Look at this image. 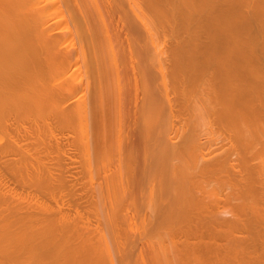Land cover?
I'll return each mask as SVG.
<instances>
[{
	"label": "bare ground",
	"instance_id": "6f19581e",
	"mask_svg": "<svg viewBox=\"0 0 264 264\" xmlns=\"http://www.w3.org/2000/svg\"><path fill=\"white\" fill-rule=\"evenodd\" d=\"M103 1L0 0V264H132L123 224L139 219L174 228L149 243L153 264H264V0ZM106 8L126 24L130 74ZM145 174L161 187L135 208Z\"/></svg>",
	"mask_w": 264,
	"mask_h": 264
},
{
	"label": "rangeland",
	"instance_id": "374dc122",
	"mask_svg": "<svg viewBox=\"0 0 264 264\" xmlns=\"http://www.w3.org/2000/svg\"><path fill=\"white\" fill-rule=\"evenodd\" d=\"M105 2H107V1L105 0V1H103L102 3L106 4ZM104 4H103V6H104ZM107 4H108V3H107ZM108 5H109V4H108ZM106 6H107V5H106ZM106 6H105V7H106ZM107 8H108V6H107ZM107 8H106V9H107ZM109 9L111 10L110 7H109ZM109 9H107V13L109 12V11H108ZM112 9H113V8H112ZM113 10H114V9H113ZM113 10H112V11H113ZM112 11H111L112 15H111L110 13H108V14H110V17L114 16L113 19H111V18H109V17L107 18L108 20L110 19V20H109V23H110L109 26H110V27L107 25V28H108V30H109V28L112 27L111 30H113V33H112L111 31H110V32L108 31V32H109V36H110V39H111V35H115V36L117 35V37H116L117 39L113 37V41H112V42L114 43V45H115V42H116V41H117L116 44H118V42H119V44H118V49H117L116 47H113V48H114L115 50L117 49V50H116V53H117L118 55L120 54L119 56L122 58V61H123L124 63H122L121 60L119 61L120 58H119V59L116 58V60L118 59V62L121 63V64H125V63H126V66L124 65V69H125V67H126V70H127L128 74H130L131 71H130L129 68H127V67H128L127 64L129 63V61H127V60H130L129 58L131 57V55H129V54H128L129 56L127 55V53L130 52V48H129V52H125V51H127V50L124 49L123 46L126 47V48H128L129 46H125V44H126L125 42H126V41L124 42V44H122V43H123V40H122V39H124V38H123V35L125 34V31L127 32V30H126L127 27H126V24L124 25V22L122 21L120 15H119L120 13L118 14V12H117L116 15H118V16H116V15H115V12L113 11V12H114V15H113V12H112ZM116 11H117V9H116ZM115 18H116V19H115ZM108 20H107V21H108ZM109 23H108V24H109ZM114 32H115V33H114ZM111 33H112V34H111ZM124 37H125V40H126V34L124 35ZM114 39H116L115 42H114ZM111 40H112V39H111ZM121 42H122V43H121ZM114 45H113V46H114ZM120 45H121L122 47H121ZM116 46H117V45H116ZM114 49H113V50H114ZM123 49H124V50H123ZM115 50H114V51H115ZM114 51H113V52H114ZM117 51H119L120 53H118ZM123 52H124V53H123ZM114 53H115V52H114ZM116 53H115L114 55H116ZM123 54H124V55H123ZM117 57H118V56H117ZM123 57H124L125 59H124ZM131 58H132V57H131ZM127 62H128V63H127ZM128 65H129V64H128ZM81 68H82V67H81ZM124 69H123V70H124ZM128 69H129V70H128ZM81 71H82V69H81ZM81 71H80V77H81V75H83V74H82L83 71H82V72H81ZM125 72H126V71H125ZM127 72H126V73H127ZM84 75H85V74H84ZM84 75H83V77H85ZM83 77H81V79H82V80H85V79H83ZM124 77L126 78L127 75H126V76L124 75ZM85 78H86V77H85ZM111 78H113V77H110V79H111ZM125 78H124V80L126 81ZM128 80H129V79H128ZM128 80H127V82H128ZM83 82H84V81H83ZM85 82H86V80H85ZM127 82H126V83H127ZM130 82L133 83L132 80H129V83H130ZM111 83H112V84H111ZM113 83H114V82H110V80H109V85H110L109 88L113 89V87H112V86L114 85ZM126 83H125V84H126ZM131 83H130V85H131ZM139 83H140V82H138V85H139ZM111 85H112V86H111ZM132 85H133V86H132ZM132 85L130 86L131 90H128V91H125V90L127 89L128 83H127L126 85H124L125 87L123 88V89H124L123 92H124V91H125V92H124L123 97H125V95H126L127 92H128L127 95L129 94V96L127 97V95H126V97H125L124 99H128L129 97H130V99H131V97L135 95L134 93H137V92H136V88H135V86H134V83H133ZM128 87H129V86H128ZM138 87H140V89H139ZM141 87H142V85L137 86V91H138V94H140V95H141V92H140V91H141V89H142ZM114 88H115V86H114ZM125 88H126V89H125ZM130 88H128V89H130ZM132 88H133V89H132ZM111 89H109V90H111ZM134 89H135V90H134ZM138 89H139L140 91H139ZM113 90H114V91L110 92L111 95H112L113 92H115V89H113ZM129 91H131V95H130ZM132 91H133V92H132ZM134 91H135V92H134ZM113 94H114V93H113ZM115 94H116V93H115ZM115 94H114L113 96H115ZM132 94H133V95H132ZM111 95L108 97V100H111V99H112L113 96H111ZM140 95H138V98H140V97H139ZM135 96L137 97V94H136ZM135 96H134V102H132L133 99L130 100V103L128 102L129 99H128V101H127V100H126V101L123 100V104L126 102V103H125V105H126L125 108L128 109L129 106L131 107L132 105L135 104ZM110 97H111V99H110ZM113 98H114V97H113ZM115 98H116V97H115ZM115 98H114V99H115ZM138 98H137V100H139ZM114 101H115V100H114ZM112 102H113V99L111 100V102H109V104H111ZM131 102L134 103V104H132ZM116 104H117V103H112L113 106H116ZM112 105H111L110 107H112ZM123 106H124V105H123ZM134 106H135V105H134ZM130 107H129V110L131 109ZM112 108L114 109L115 107H112ZM112 108H111L112 113H114V111H113ZM125 108H124V112L126 113V111H129V110H127V109L125 110ZM134 112H135V107H134V108L132 107V109L129 111V114H128V112H127V114L130 116V114H133ZM112 113H111V114H112ZM128 115L125 114V116H127V117L124 118V119L127 118V119H126V123H125V120H123V126H122V127H125V129L122 128V130L124 129L123 132L125 133V131H127V132H128V135H129V129L131 130V129L134 127L133 130H136V131H134L135 134L139 133L138 130L140 129V126H137V127H138L137 129H138V130L135 128V126H133V127L131 126L132 128H130L129 125H131V124L134 125V123H133L134 120H131V119H134V117H132L131 119H129V118H128ZM135 115H136V113L133 114L132 116H135ZM130 117H131V116H130ZM180 117H181V115H180ZM182 117H183V116H182ZM182 117H181V118H182ZM176 118H177V117H176ZM128 119H129V121H128ZM112 120H113V119H112ZM178 120H182V119L179 118ZM131 121H132V123L130 124ZM191 123H193V122H191ZM111 124H112V122H111L110 124H107V125L112 126ZM195 124H196V123H195ZM203 124H205V122L202 123V125H203ZM206 124H207V122H206ZM208 124H209V123H208ZM124 125H125V126H124ZM200 125H201V124H200ZM128 126H129V127H128ZM207 126H209V125H207ZM210 126H211V130H212V127H213V133H212L211 130L208 131V129H210V127H208V128L205 127V128H206L205 131H207V136H208L209 138L212 137L210 134H213V136H216V135L219 134L218 131H215V129H214V124H213V123H211ZM196 127L199 128V124H198V125L196 124ZM201 128L203 129L202 126H201ZM215 128H216V126H215ZM110 129H111V128L108 129V133H109V130H110ZM112 129H113V128H112ZM126 129H127V130H126ZM216 129H217V128H216ZM114 130H115V129H114ZM133 130L131 131L132 133H133ZM201 131H202V130H201ZM201 131H200V132H201ZM205 131H204V133L206 134ZM210 131H211V133H210ZM112 132H113V131H112ZM112 132H111V134H110V138L112 137V139L109 138V140H112V142H110L111 144L113 143L114 133H115V132H114V133H112ZM204 133L201 132V134H199V136H200V137H199V140H200V138H201V139H202V140H200L201 142H203V143L206 142V143L208 144V142L211 141V140L208 141L209 138L207 139V138H206L207 136H206ZM208 133H209V135H208ZM57 134H58V133H57ZM57 134H54V137H55V135L57 136V137H56L57 141H58V140H60V141L62 140V143H64L66 147H69V148H65V147L63 146L65 149L63 148V149L61 150V152H62V155H63V153H65L66 155H63V156H64L63 158H61V157H62L61 155H60L61 157L59 156V157L61 158V160H60L61 162H62V159H65V160H63L62 163H66V164H68V165L63 164V166H64V167L62 166L63 169H64V168L67 169L66 167L68 166V167H69L68 169L71 171V173L73 172V173L75 174V175H73V174H71V173H70V174L68 173L69 176H70V175H71V176L73 175L72 178H73L74 176H75V177L77 176V180L81 178L80 183H84V185L82 184V185L84 186V187L82 188V189H84V191H83V190L81 191L80 187H79V190H80V191L77 190L78 193L72 191L74 188L78 189L77 187L80 186V185L77 184V182H79V181H77L76 183H74V182L76 181V178H75V177H74V179H75V180H74V179H72L71 177L67 176V172L69 171V170L67 169V170H66L67 172H66V171H65V172H66V176H67V178L69 177L68 180H70V178H71L72 181L74 180V182H72V181H67L68 183L70 182V184H73V183H74V184L70 187L71 189H72V188H73V189H72V190L70 189V190H71L72 192H74V193L76 194V196H78L77 194L80 195V192H83V194H84V192H85V190H86V186H85V185H87V183H85L86 181H85L84 178H83V175H84V174H83V173L81 174V172H82L83 170L80 168V165H79V163H78L77 161H75V162H74L75 164H73V165H75L74 168L71 167V166H72L71 162H73V161L70 162V160H71L70 158H69V159L67 158V160H69L70 164L68 163V161H66V157H68L67 155H68V154H73L74 152L71 151V150H72V149H71L72 146L68 143L69 141H68L67 143H66V142H63V141L66 140V138H65V140H63L64 137H63L62 135L59 136V135H57ZM112 134H113V135H112ZM111 135H112V136H111ZM124 135H125V134H124ZM126 135H127V133H126ZM126 135H125V137H126ZM130 135H131V136L133 135V138H127V137H128V136H127L126 139H125L127 142H126L125 140H124V142L128 143V142H130L129 139H132L131 142H133V146H134V144H135V146H136L137 143H139L138 146L141 147V145H140V141H139V140L136 141V139H139V134H138V136H137V135H134V134H131V133H130ZM130 135H129V137H130ZM201 135H202V136H201ZM204 135H205V136H204ZM46 136H47V135H46ZM50 136H51V135H50ZM58 136H59V137L62 136L63 139H61L62 137L58 139ZM108 136H109V135H108ZM135 136H137V137H135ZM204 137H205L206 141H205ZM219 137H220V136H219ZM49 138H50V137H49ZM49 138L47 137L48 140H50ZM212 138H213V137H212ZM51 139H54V138L51 137ZM56 139H55L54 141H52V140L47 141V143L52 144V147H53V145H54V147H53L54 149H55V146H56L55 144L58 143V145H59V147H60V144H59V143H61L60 141L57 142ZM127 139H128V140H127ZM134 140H135L137 143H134V142H135ZM51 141L54 142V143H55V141H56L57 143L54 144V143H52ZM207 141H208V142H207ZM211 143H212V142H211ZM211 143L209 142V145H213V144H211ZM214 143H215V142H214ZM64 144H63V145H64ZM67 144H69V145H67ZM111 144H110V145H111ZM207 144H205V145L207 146ZM257 144H258V143L256 142V144H254V146H257ZM214 145L216 146V144H214ZM48 146H49V145H48ZM61 146H62V144H61ZM135 146H134V147H135ZM140 147H138V148H140ZM211 147L213 148L214 146H211ZM60 148H62V147H60ZM138 148H136V149H138ZM207 148H208V147H207ZM68 149H69V151H68ZM208 149H210V147H209ZM208 149H207V150H208ZM65 150H67L68 154H67V152H66ZM205 150H206V148H205ZM61 152H60V153H61ZM60 153H59V154H60ZM136 156H137V154L135 155V158H136V159H134L133 162H138V161L140 160L141 163H142V160L140 159V157H139V159H138V158H137L138 156H137V157H136ZM59 157H55V159H58ZM114 158H115V157L111 156L109 162L111 163V160H112V163L114 164V162H115V159H114ZM49 159H50V157H49ZM52 159H53V158H52ZM137 159H138V160H137ZM135 160H136V161H135ZM56 161H57V160H56ZM56 161H55V162H56ZM140 161H139V163H140ZM107 162H108V161H107ZM107 162H106V165H105L104 167H106L107 164H109V163H107ZM57 163H59V162H56L55 164H57ZM62 163H61V164H62ZM112 163L109 164L110 168L107 166L110 170H112V168H113V164H112ZM139 163H138V164H139ZM141 163H140V164H141ZM58 165H60V163H59ZM65 165H66V166H65ZM69 165H70V166H69ZM134 165H135V163H134ZM134 165H133V166H134ZM60 166H61V165H60ZM76 166H77V168H78V167H79V168L77 169ZM135 166H136V169H137V167L142 166V165H137V164H136ZM135 166H134V167H135ZM70 167H71V168H70ZM65 169H64V170H65ZM72 169H74V170L77 169V170L74 172V170L72 171ZM105 169H107V168H104V170H105ZM109 169H108L107 171L105 170V172H104L105 174H106V172H107V174H106L107 176H109V175H108ZM133 169H134V168H133ZM136 169L133 170L134 173H137V170H138V169H137V170H136ZM79 170H81L80 173H79ZM139 170H140V169H139ZM133 171H132V172H133ZM83 172H84V171H83ZM158 172H159V171L156 170V171H155V174H151L152 172H151V173H148V172H147V173H148L149 175L151 174V176H153V175L156 176ZM100 173H102V172H100ZM134 173H133V174H134ZM139 173H140V172H138V174H139ZM76 174H77V175H76ZM98 174H99V173H98ZM79 175H80V176H79ZM100 175L102 176V175H104V174L102 173V174H100ZM106 175H105V179H106ZM135 175H136L135 177H137V174H135ZM139 175H140V174H139ZM200 175H201V174H200ZM205 175H206V174H205ZM205 175L203 174V175L200 177V179H201L203 176H205ZM78 176H79L80 178H78ZM96 176H97V175H96ZM98 176H99V175H98ZM98 176H97V177H98ZM145 176H146V174H145ZM145 176L142 177V178H144V185H143V186H144V189H142V190H146L147 188L145 189V187H148V186L151 184L150 182H153L152 184H156V185H155V188H156L157 184H159V185L161 184V183H159V181H160L161 179H163V178H159L158 181H156L157 183H155V180H156V179H155V176H154V179H153V177H151L154 181H152V179L150 180V178H148V180H150V182L147 183L148 181L146 182L145 179H146L148 176H146V177H145ZM99 177H100V176H99ZM99 177H98V179H99ZM102 177H103V176H102ZM102 177H100V178H102ZM158 177H160V175H159V176H156V178H158ZM197 177H199V176H197ZM203 178H205V177H203ZM95 179H96V178H95ZM105 179H103V180H105ZM99 180H100V179H99ZM146 180H147V179H146ZM84 181H85V182H84ZM97 181H98V180H97ZM100 181H101V180H100ZM67 182H66V183H67ZM161 182H162V180H161ZM163 182H164V181H163ZM68 183H67V185H68ZM146 183H147V185H146ZM70 184H69V185H70ZM148 184H149V185H148ZM152 184H151V185H152ZM164 184H165V183H164ZM77 185H78V186H77ZM82 185H81V187H82ZM151 185H150V186H151ZM159 185H158V186H159ZM152 187L154 188V185L151 186V187H149L148 190H149V189H151V190H153V191L158 190V189H153ZM160 187H161V185H160ZM157 188H158V187H157ZM76 189H74V190L76 191ZM142 190L140 191V194H137V193L134 194L135 199H133V200L135 201V204H136V205H135V204H134V201H133V204H134L133 206H134V207L137 206V205H141V204H143L144 202L141 203L142 200H148V199H150V198L152 197V196H151V193L153 194V191L151 192L150 190H149V191L146 190V191H147L146 193H148V194L145 195V194H144L145 191H142ZM156 192L158 193V191H156ZM157 193L154 192V195L157 194ZM81 195H82V193H81ZM81 195L78 196V197H81ZM134 197H133V198H134ZM140 198H141L142 200H140ZM138 199H139V200H138ZM137 200H138V201H137ZM136 201H137L138 203H136ZM140 201H141V202H140ZM139 202H140V204H139ZM144 204H145V203H144ZM137 207H138V206H137ZM135 208H136V207H135ZM133 210H134V208H133ZM138 219H139V218H138ZM146 220H147L148 222L151 221V220L145 219L144 222H141L142 224H139L140 221H141V219H139L138 223H137V221H136V224H138L137 227L135 226V225H136L135 222H134L135 220L133 221L134 223L132 222V225H134L135 227H133L132 225H131V226L128 225V227H129V228H128L127 226L125 227V224H123V225H124V226H123V231L126 230L127 232H130L129 234H128L127 232H126L127 234L124 232L125 235H129V236L131 237V238L129 237L130 242H131L129 245H130V246H131L132 244H133V245H132L130 248L134 247V249L132 248L131 251H130V254H131V252H133V254H131V258H132V259H130V257H129V260H132V262H134V263H132V262L130 261L132 264H153L151 258H153V257L155 256V254L152 253V251L150 250V247H152V246H153L154 248L158 247L159 245H158L157 243H159L160 241L162 242V239H164V238H162V237H167L168 234H169V238H170L171 240H172L173 238L176 239L175 236L172 234V233H174V231H173V232L171 231V230H174V228H173V227H169V228H168V225L170 224V223H168V221H165V222L167 223V225L164 224V221H162L164 226L160 224V225H161L162 227H164V228H161V229H160V227L155 226V227H158L160 230L157 229V230L154 231V232L156 233L157 231H159L158 233L160 234V232H161L160 235H162V236H157V233L155 234V233L153 232V229H154V226H152L153 224L151 225V223H147ZM143 223H144V224H143ZM146 223H147V224H146ZM152 223H153V222H152ZM160 223H161V222H160ZM171 223H173V222H171ZM157 224H158V223H157ZM173 224L175 225V223H173ZM173 224H172V226H173ZM126 225H127V224H126ZM154 225H156V224H154ZM160 225H159V226H160ZM151 226L153 227V229H152ZM165 226H166V228H165ZM169 226H171V225H169ZM228 226L230 227V225H228ZM229 227H227V228L224 227V228L227 230ZM127 228H128V229H127ZM132 228H133V229H132ZM167 228H168V229H167ZM170 228H172V229H170ZM124 229H125V230H124ZM149 229H150V232H153V233H150V232H149ZM164 229H165L167 232H170V233L172 232V233L170 234V233H167L166 231H165L166 233H162V231H163ZM236 229H237V228H235V230H236ZM128 230H131V231H128ZM154 230H155V229H154ZM229 230H231L230 232L227 230V233L229 232V234H232V233H233V234H235V233L238 234V230H239V229H237V231H233V232H232V230H234L233 228H230ZM135 231H136V233H135ZM141 231H142V232H141ZM147 231H148V233H147ZM133 232H134V234H133ZM163 232H164V231H163ZM146 233H147V234H146ZM130 234H131V235H130ZM159 234H158V235H159ZM164 234H165V235H164ZM151 235H152V236H151ZM153 235H154V236L156 235L157 238L154 239V238H153ZM163 235H164V236H163ZM139 236H140V237H139ZM146 236H147V237H146ZM170 236H171V237H170ZM143 237H146V238H143ZM158 237H160V238H158ZM139 238H140V239H139ZM151 238H152V241H151ZM167 238H168V237H167ZM169 238H168V239H169ZM149 239H150V240H149ZM156 239H161V240H156ZM134 240H135V241H134ZM171 240H169V242H171ZM164 241H165V240H164ZM166 241H168V240H166ZM166 241H165V242H166ZM136 242H138V243H136ZM151 242H154L155 245H153V243H152V246H151V245H150ZM177 242H178V240H176L175 244H177ZM149 243H150V244H149ZM167 243H168V242H167ZM135 244H137V245H135ZM147 244H148L149 246H148ZM156 244H157V245H156ZM159 244H160V243H159ZM161 244H162V243H161ZM161 244H160V246H161ZM171 244H174V241L171 242ZM175 244H174V245H175ZM162 245H163V244H162ZM168 245H169V243H168ZM174 245H173V246H174ZM155 246H156V247H155ZM160 246H159V247H160ZM165 246H166V247H164V248H167V245H165ZM141 247H142V248H141ZM148 247H149V248H148ZM153 247H152V249H153ZM161 247H162V246H161ZM168 247H169V248H167V251H168V249L171 248V245L168 246ZM136 248H137V249L140 248L141 252L144 251V252H143V256H142V253H140L141 255H139V253H137L138 250H137ZM172 248L175 249L176 246H174V247H172ZM134 250H135V251H134ZM142 250H143V251H142ZM154 250H155V249H154ZM158 250H160V249L157 248L155 251H158ZM162 250H163V248L161 249V251H158V253L160 252L161 254H162V253H165V254H166L167 251H166V252H163ZM165 250H166V249H165ZM165 250H164V251H165ZM171 251H173V250L170 249V250H169V253H170ZM149 252H150V253H149ZM174 252H175V250H174ZM155 253H157V252H155ZM160 253H159V254H160ZM167 253H168V252H167ZM137 254H138V255H137ZM136 255H137V256H136ZM151 256H152V257H151ZM156 256H158V254H157ZM159 256H160V255H159ZM163 256H164V254H163ZM163 256L160 257V258H158V260H159V259L161 260V259H163L164 257H166V255H165L164 257H163ZM168 256H171V257H169V258L166 257V259L164 258V259L161 260V261L164 262V260H165V264H172L173 261L175 260V259H174V255H168ZM134 257H135V258H134ZM141 258H142V259H141ZM149 258H150V259H149ZM154 258H155V257H154ZM167 258H168V259H167ZM172 258H173V260H172ZM133 259H134V260H133ZM135 260H136L137 262H136ZM148 260H149V261H148ZM153 260L156 261V260H157V257H156L155 259H153ZM161 261H158L159 264H160ZM166 261H167L168 263H167ZM144 262H145V263H144ZM153 262H154V261H153ZM174 262H175V261H174ZM176 262H177V260H176ZM163 264H164V263H163ZM173 264H174V263H173Z\"/></svg>",
	"mask_w": 264,
	"mask_h": 264
}]
</instances>
